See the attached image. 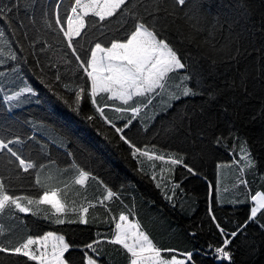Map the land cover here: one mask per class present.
I'll return each mask as SVG.
<instances>
[{"label": "trees", "instance_id": "obj_1", "mask_svg": "<svg viewBox=\"0 0 264 264\" xmlns=\"http://www.w3.org/2000/svg\"><path fill=\"white\" fill-rule=\"evenodd\" d=\"M72 2L35 0L30 8H26L25 0H0V6L12 8L6 18L0 19V28L5 31V37L18 57L16 61L0 57L6 61L0 64V72L5 73L0 77V88L3 89L0 91V139L7 142L19 138L21 144H9V147L38 165H49L54 173L57 169L68 168L61 180L67 181L75 174L70 168L73 162L91 172L97 179H90L85 188L73 185L67 200L76 199L77 203H82L80 197H84L86 204L88 201L97 204L88 213V224L56 225L44 219L43 214L16 213L19 219L0 221L5 227L15 225L13 242L19 237L53 231L64 235L75 246L66 254L72 264H84L83 246L102 240L104 242L97 246L100 254L96 257L100 264H129L128 254L105 239L111 238L115 222L124 213L140 221L160 248L175 249L183 254L192 252L195 264H264V229L259 227L264 224V210L257 215L256 223H249L228 245L231 261L220 258L215 252L224 239L215 223H220L228 233L237 230L244 225L254 206L251 196L264 192V77L260 76V70L264 69V0H201L202 11L206 14L205 28H210L215 18L223 24V30L214 41L217 48L226 42L228 36L225 21L239 18L241 4L248 6L247 20H242L233 29V34L241 33L239 42L232 45L231 54L237 56L236 60H229L227 51L209 54L207 47L184 41L189 26L181 18L182 9H177L175 17H167L168 27L162 33L186 57L190 70L198 74L189 84L201 95L184 97L169 109L160 103V107L167 110L155 120L151 116L144 121L136 118L125 129V134L139 147L155 145L158 154L183 156L184 163L194 169L195 175L188 173L183 165L173 167L161 161L146 160L139 163L120 140V134L100 119L87 96L81 100L78 113L72 110L75 96L70 89H77L81 84L90 88V81L79 68V61L67 48L54 23L57 11L61 16L66 15L64 5ZM57 5H60L59 9ZM45 10L57 31L45 27ZM33 20L35 24L31 23ZM116 28L113 23L106 36L97 34L98 41L108 46L107 37L123 39L125 29L117 31ZM125 28L130 31L131 24ZM206 35L207 32L201 33L198 38ZM237 47L239 54L235 51ZM79 51L85 59L90 55ZM211 59L216 60L215 65L211 64ZM242 72L248 73L244 82L246 90L240 86ZM25 87L32 88L33 92L24 93L19 100L5 99ZM109 103L119 106V102ZM105 113L117 127H123L131 117L130 113L119 114L108 108ZM90 115L96 118L89 121L87 117ZM121 115L124 119L118 118ZM217 138L220 143L216 142ZM245 142L255 160V167L244 170L247 184L232 198L231 194L225 195L224 192L230 186L229 172L235 169L234 165H237L236 171L241 172L240 146ZM6 152L5 149L0 157ZM8 157L14 164L7 163ZM52 161L54 165L50 164ZM18 163L10 154L0 160V175L5 177L10 194L38 198L44 189L35 184V170L25 173L14 166ZM152 163L155 168L151 167ZM169 167H173V171H165L163 178L161 169ZM9 169L12 170L11 176ZM48 170L45 169L44 173ZM153 172L156 180L152 179ZM99 181L117 192L119 198L101 205L99 201L105 195V189ZM157 183L161 187L158 188ZM177 184L179 187H174ZM53 186L64 187L59 183ZM77 191L80 196H75ZM42 207L48 208L46 205ZM106 208L108 210H104ZM210 208L216 222L209 214ZM69 215L75 218V214ZM8 238L6 235L0 240ZM84 250L94 255L90 250ZM178 253L165 255L170 258L181 255ZM0 257H3L4 264H24L25 259L4 254Z\"/></svg>", "mask_w": 264, "mask_h": 264}, {"label": "snow or ice", "instance_id": "obj_2", "mask_svg": "<svg viewBox=\"0 0 264 264\" xmlns=\"http://www.w3.org/2000/svg\"><path fill=\"white\" fill-rule=\"evenodd\" d=\"M33 3L35 0H25V7L30 8ZM56 7L59 9L60 5ZM178 8L183 10L181 18L189 26V32L183 36L184 41L197 47H207L209 54L227 51L229 60L237 59L236 55L231 54L232 45L239 42L241 33L233 34V29L239 26L242 20H247L249 12L246 4L240 5L239 18L233 17L225 21L228 26V36L225 37L226 42L219 48L214 41L217 34L223 30V24L218 18H215V23L210 28H205L203 21L206 19V14L202 11L201 0H73L72 3L64 5L66 15L61 16L57 11L54 23L58 26V34L62 33L67 48L71 49L72 55L79 61V68L83 70L87 80L90 81L89 89H86L83 84L77 89H70L74 91L75 96V107L72 110L78 113L81 100L87 96L100 119L120 134V140L129 147L130 154L139 163L143 164L146 160L148 162L161 161L173 167L183 165L188 173L195 175L194 169L184 163L183 156H177L174 153L158 154L155 145L151 148L148 146L139 147L125 134V129L129 128L142 110L152 105L156 96L163 97L167 94V101L162 100L161 103H164L166 107H171L173 100L201 95L187 83L198 74L190 70L189 64L185 62L186 57L182 56L162 33V30L168 27L167 17H175ZM11 11L12 8L7 5L0 6V19L6 18L7 13ZM160 13L165 15H160ZM43 22L48 29L57 31L53 27V22L48 19L46 10L43 14ZM31 23L35 24V20ZM113 23L117 26V31L125 29V37L123 39L107 37L108 46H105V43L98 41L97 34L106 36V31L111 30L110 25ZM129 24H131L130 31L125 28ZM21 27L24 25L22 24ZM204 32H207V35L198 38L199 34ZM86 45L91 46L86 47ZM79 50L90 55L85 59L80 55ZM235 51L239 54L240 50L237 47ZM0 57H7L12 61L18 59L2 28H0ZM208 58H211V55ZM5 62L4 59H0V64ZM211 64L215 65L216 60L211 59ZM181 72L182 74H180ZM4 75L5 73L0 72V77ZM175 75H179V83L176 84L179 94L169 91V82ZM260 76L264 77V69L260 70ZM240 77V86L246 90L244 82L248 78V73L242 72ZM197 83L199 84V80ZM65 87L68 86L65 85ZM0 91L3 89L0 88ZM32 92V88L25 87L13 95L6 96L5 99L8 101L19 100L24 93ZM109 101L119 102V106L116 103H109ZM106 108L119 114L130 113L131 117L123 127H117L113 120L106 115ZM95 118L93 115L87 117L89 121ZM118 118L124 119V115ZM216 142L220 143V138H217ZM21 143L19 138L7 142L0 139V153L7 150L0 160L10 154L11 157H15V161L19 162L14 165L16 168L22 169L25 173L30 169L35 170V184L44 191L38 198L29 195H12L9 192V185L5 183V177L0 175V221L19 219L15 215L16 213H30L33 216L43 214L44 219L50 220L56 225L88 224L89 209L95 208L96 204L88 201L86 206L83 204L77 206L75 200L71 202L67 200V195L73 185L85 188L90 179L96 180L97 178L73 162L70 168L75 171V174L67 181L61 180L60 177L69 171L68 168L57 169L54 173L49 165H38L30 159L23 158L18 150L9 147V144ZM240 153L243 161L241 173L245 169L254 168L255 160L251 156L246 142L241 144ZM7 163L14 164V161L8 157ZM236 163H240V161H236ZM50 164L54 165L55 162L52 161ZM151 167L155 168V164L152 163ZM173 167L162 168L161 176L165 171H173ZM45 169H49L47 173H44ZM11 171L9 169L10 176ZM141 171H143L142 168ZM42 173L44 174L42 175ZM16 178L19 179V173L16 174ZM156 178V173L153 172L152 179L156 180ZM54 183L63 184L64 187L53 186ZM99 183L105 189V195L99 201L101 205H104L105 201L119 198L118 193L104 185L103 181H99ZM238 183L246 185L247 181L240 179ZM156 186L159 188L161 184L157 183ZM174 187H179V185ZM75 196H80V192L77 191ZM166 198L171 199V197ZM251 200L255 206L251 207L250 215L244 225L238 227L237 230L228 233L220 223H215L221 236L224 237L222 245L216 247L215 252L224 260H232V253L228 250L232 239L242 233L249 223H256L257 214L264 210V192H257L251 196ZM238 202L233 201V203ZM44 205L48 208H43ZM69 214H75V218ZM209 214L211 215V208ZM211 218L213 222H216L215 215H211ZM259 227L264 229V224H260ZM14 228L15 225L5 227V224L0 222V237L6 235L9 237L6 240H0V254L8 257H23L25 258L24 264H29V262H34V264H72L70 257L66 254L70 253V250L75 246L68 242L64 235L48 231L43 235L19 237L14 243L11 238L15 235ZM105 239L107 243L119 246L118 250L122 249L128 254L129 264H195L192 252L184 253V259H178L176 255L167 257L165 253L175 252V249H162L157 246L142 229L140 223L130 220L129 216L124 213L119 215L111 238ZM103 242L94 240L83 246L81 251H83L84 264H100L96 258L100 254L97 246ZM84 249L90 250L94 255H90L89 251ZM0 264H4L3 257H0Z\"/></svg>", "mask_w": 264, "mask_h": 264}, {"label": "rangeland", "instance_id": "obj_3", "mask_svg": "<svg viewBox=\"0 0 264 264\" xmlns=\"http://www.w3.org/2000/svg\"><path fill=\"white\" fill-rule=\"evenodd\" d=\"M190 81H188V86L190 87V84H189ZM179 83V75H175L173 80H171L169 82V91L171 92H176L177 94H179V89L176 87V84ZM168 98L167 97V94H165L163 97L161 96H156L155 99L153 100V103L152 105H150L148 108L142 110V112L140 113V115L137 117L138 120H141V121H144V119L146 117H149L151 116L152 117V120H155L156 117L162 113V111H165V109L167 110V108H163V107H160V103L162 100L165 101V99ZM184 98V97H181V99ZM180 100V99H179ZM178 101V100H173L171 101V105L173 106L175 104V102ZM171 106V107H172ZM170 107H168L169 109ZM248 148V147H247ZM240 168L243 167V164L242 165H239ZM235 169L233 170L232 167L230 169H232L231 172H229V178H231L230 180V186L225 188V195H232V198H234V196L237 194L238 190L241 189V187L244 185V184H239L238 181L240 179H244L245 180V174L244 173H241V172H238L236 171V168H237V165H234ZM166 176V174L163 176V178ZM126 215V214H125ZM130 219V218H129ZM131 220V219H130ZM149 235V234H148ZM150 237V235H149ZM66 239V238H65ZM150 239H152L150 237ZM153 240V239H152ZM154 242V241H153ZM177 256V255H176ZM178 259H184V257H180V256H177Z\"/></svg>", "mask_w": 264, "mask_h": 264}, {"label": "crops", "instance_id": "obj_4", "mask_svg": "<svg viewBox=\"0 0 264 264\" xmlns=\"http://www.w3.org/2000/svg\"><path fill=\"white\" fill-rule=\"evenodd\" d=\"M102 191V190H101ZM102 194H103V192H102ZM75 201H76V199H74ZM86 200L87 199H85L84 197L83 198H81L80 197V201H84V202H82V203H77V201H76V205L77 206H79V205H81V204H83V205H85L86 206ZM97 200V199H96ZM95 204H97L96 202H95ZM255 205V204H254ZM91 210V208L89 209V211ZM104 210H108V208H106V209H104ZM131 220H133V221H138L136 218H132V217H129ZM117 221H118V219H117ZM116 221V222H117ZM115 222V223H116ZM139 223H140V221H138ZM140 225H141V223H140ZM141 227H142V225H141ZM142 229L146 232V229L144 228V227H142ZM147 233V232H146ZM148 234V233H147ZM175 252H177L178 253V251H175ZM178 254H181V255H177V256H180V257H184V255H182V253H178ZM185 258V257H184Z\"/></svg>", "mask_w": 264, "mask_h": 264}]
</instances>
